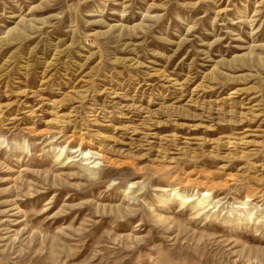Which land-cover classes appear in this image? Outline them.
<instances>
[{
	"label": "rangeland",
	"instance_id": "1",
	"mask_svg": "<svg viewBox=\"0 0 264 264\" xmlns=\"http://www.w3.org/2000/svg\"><path fill=\"white\" fill-rule=\"evenodd\" d=\"M0 264H264V0H0Z\"/></svg>",
	"mask_w": 264,
	"mask_h": 264
}]
</instances>
